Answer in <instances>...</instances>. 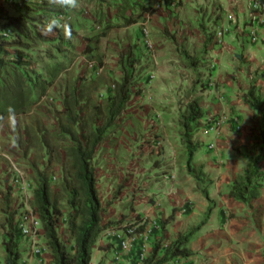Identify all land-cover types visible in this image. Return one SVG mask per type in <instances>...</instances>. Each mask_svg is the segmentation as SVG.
I'll use <instances>...</instances> for the list:
<instances>
[{"label": "crops", "instance_id": "0c3cea01", "mask_svg": "<svg viewBox=\"0 0 264 264\" xmlns=\"http://www.w3.org/2000/svg\"><path fill=\"white\" fill-rule=\"evenodd\" d=\"M135 1L149 7L167 2L164 8L153 12L150 23L159 59L156 68L144 53L141 20L129 27L121 26L122 18L116 14L121 0L114 3L109 0L103 5L78 0L77 4L78 8L83 6L80 11L76 10L78 14H103L114 24L108 36L101 40L104 50L108 49L110 54L108 41L113 43L114 50L138 43L136 51L142 55L144 65L143 73L137 78L139 94L132 97L125 112L117 118L120 125L100 145L95 163L101 203L109 204L104 220L123 218L135 223L139 218L141 222L136 227L145 224L146 228L129 238L128 248L121 247L122 241L127 240L123 230L108 232L107 229L93 249L91 264H132L136 262L139 245L148 257L157 236L160 237L153 230L159 229L160 221L173 214L174 220L165 229L168 242L202 226L187 245L192 255L166 264H264V180L261 195L252 206L229 196L234 182L247 174V157L258 153L257 136L264 125L256 107L245 102L252 86L264 97V26L259 42H252L243 2L235 6L232 0ZM173 3L177 8H173ZM228 12L235 15L237 22L229 34L218 39L216 33L227 23ZM94 24L83 27V35L90 37L89 32L97 33ZM73 28L77 35L82 32ZM181 50L192 56L195 64ZM104 62L117 64L114 59ZM153 70L155 77L149 80L147 76ZM196 76L203 81L195 87L192 81ZM55 86L56 83L50 87L52 91L58 89ZM94 92V101L102 103L108 94L107 86L98 87ZM60 94L63 91L59 89L56 111L63 109ZM188 97L199 98L205 112L194 135L191 168L181 132V115L190 101ZM55 112L53 109L40 113L42 121L54 130L58 125ZM26 117L5 120L0 134L8 125L15 132L17 125L40 127L31 117ZM208 117L223 118L218 131L206 130ZM13 138L11 143L18 148L19 136ZM157 139L163 141L160 149L154 148ZM211 145L215 148L211 149ZM5 163L0 158V204L10 183ZM261 167L264 172V162ZM170 175L175 177L173 182L169 181ZM4 235L0 228V264H5ZM35 242L22 241L20 264H53L43 230ZM34 248L43 249L41 256L34 254Z\"/></svg>", "mask_w": 264, "mask_h": 264}, {"label": "trees", "instance_id": "16d2710c", "mask_svg": "<svg viewBox=\"0 0 264 264\" xmlns=\"http://www.w3.org/2000/svg\"><path fill=\"white\" fill-rule=\"evenodd\" d=\"M57 1V0H56ZM98 5H103L109 0H90ZM114 3V0H111ZM108 3V6H111ZM46 4V2H45ZM58 11H65L59 3ZM54 8V7H49ZM46 6L38 8L34 13L25 14L11 18L10 22L17 27L21 35V42L36 38L32 27L37 31L36 20H42L48 16ZM152 11V7L146 3L135 0H121V6L117 8L116 14L122 18L123 27L139 23L145 14ZM32 16V18H31ZM96 22L103 25L101 31L87 38L85 53L95 54L100 50L101 40L108 36V31L114 27L110 18L103 14H95ZM71 35L75 34L72 25H69ZM65 30L56 31L57 38H61L56 48L60 51L69 48L70 43L63 38ZM39 35H43L39 32ZM37 36V35H36ZM20 42V41H18ZM134 50H130L128 56L123 57L120 62V78L114 83L115 88L108 86L107 97L102 103H96L92 98L96 82L89 76H80L73 86L63 91V109L55 112V120L58 125L55 135L49 136L45 128H33L26 132V137L19 141V146L25 144L32 147V132L40 135L38 145L45 151L41 154L43 166L36 169L35 162L31 163L33 171L37 176L38 187L35 191L32 207L42 222L46 245L52 254L53 264H91L93 249L98 243V238L107 230H123L125 233L132 231L131 235L144 231L146 225L137 222H126L123 218L118 221L103 223L104 215L108 212L109 204L102 206L97 187L96 155L100 145L107 140L110 133L119 127L117 118L125 112L127 106L140 89L134 86V68L139 64ZM99 65L105 66L103 60ZM60 64L54 65L50 70V77L37 75L32 78L20 67L5 64L0 60V126L11 116L28 115L38 103L39 97L46 95V89L55 84L56 77L60 74ZM42 89V94L37 98L36 88ZM136 90V92H135ZM200 99L189 101L186 111L181 115L182 139L189 151V167L193 160L195 148L193 147L194 135L199 129L205 112L200 107ZM245 102L260 112L264 119V97H261L256 86H252L245 96ZM12 112H9V109ZM31 143V144H30ZM60 143L65 148L58 151ZM258 153L254 157H247L249 169L245 176L239 177L233 184L229 196L240 203L252 206L261 195L264 172L261 164L264 162V125L257 136ZM34 147V146H33ZM61 166V188L66 195L68 213L65 214L62 207V192L52 181V166ZM22 205L15 204L11 188H9L2 201L3 212L0 228L4 230L5 264H20L22 257L20 245L23 241L18 228L19 216ZM207 215L206 218H208ZM174 220V214L166 220L160 221L159 229H154L157 239L151 254L143 261L141 245L137 249L136 262L132 264H166L179 257H189L192 253L187 245L195 232L202 226L185 235H181L176 241L168 242L166 237V226ZM65 221L71 245L59 233L60 224ZM204 223V222H203Z\"/></svg>", "mask_w": 264, "mask_h": 264}, {"label": "rangeland", "instance_id": "374dc122", "mask_svg": "<svg viewBox=\"0 0 264 264\" xmlns=\"http://www.w3.org/2000/svg\"><path fill=\"white\" fill-rule=\"evenodd\" d=\"M41 1H42V5L40 7L46 6L45 11H47L48 15L51 16L52 14L55 13V11L57 10V8H56L57 4H55V3H57L56 0H41ZM45 2H46V4H45ZM50 6L54 7V8H49ZM85 7H87V5ZM73 9H75L74 10L75 11V17H74L73 24H70V25L77 28L79 32H81V30H82V32L79 35H77L75 33L72 36H67L64 33L63 39L67 43L68 42L70 43V46L68 49L60 51L56 48L57 43L60 42V40H61V38H57L56 34H54V33H56V31L55 32L50 31V32H46L44 34L40 31L41 28H39V27H38L39 29L37 28L38 29L37 31H35L34 28L32 27V31L35 32L34 36L36 38H33L32 40H29V41L26 40L25 42L22 41L20 43L21 44L20 46L22 48L31 52L35 56L34 59H35L36 65H37V70L35 68L34 73H32V75H34L36 78H37V75H43V76H46V78L48 76L50 77L51 68L56 64L61 65L60 66V68H61L60 74L55 79V83H56L55 88H58V89L52 91L51 88H47L46 89V95L39 97L42 94L43 90L40 89L39 87L36 88L35 95L37 96V98L39 97L40 99L38 100L37 105L35 106V108L31 112L33 114L32 115H26L27 116L26 118L31 117V119H33V121L35 123H39L40 127L45 128V130H47V132L49 133L50 137L55 135V132H54L55 130L52 128L51 125L46 124V122H43L42 121L43 117H40V116H42L43 113H45V112L53 111V109H54V112L56 111V104L58 102L57 98L60 97L59 96V89L64 91L67 87L73 86L75 81L82 75L86 76V77L89 76L96 82L93 90H96L98 87L107 86V88H108V86H112V83H114V81H116L120 78V62H121V59L123 57L128 56V54H130V50H133V49L135 50L134 52H135L137 59H139L138 61H140L139 64L134 68V74H135L134 86L136 88H137V82H138L137 78L144 71V65L142 62V55L140 53H138V50L136 51L137 47H139L138 43H135L134 45L131 44V46H129V47H122L121 46V47L114 50L113 49V43L111 45L110 44L111 41H108V45L111 47L110 54L107 51L108 49L104 50L105 44L103 45L100 43V50L98 52H96L95 54H88L87 55L84 51L86 48L85 40H87L88 37L86 35H83V34H85L83 27H85V29H86L87 26L89 27L93 23H97L96 19H95V14L91 13V15H89V13H88V14H86V16H82L81 14H78V12L76 10L79 9V11H80L81 9H83L82 5H79V8L75 7ZM34 23H35V25L39 26L38 24L40 23V21L36 20ZM96 31H97V33L99 32L98 30H96ZM39 32L43 35H39ZM95 34L93 32L88 33V35L90 37L95 35ZM168 36H171V35L168 34ZM173 37H174V39H176L175 36H173ZM181 49H182V47H181ZM181 52H182L183 56H185V54H186L188 58H191V60H192L191 64H195V59L192 56H188V53L187 52L185 53V50H181ZM109 59L112 61L114 59L115 61H117V64L115 63L114 65H110L109 62H107V63L104 62L105 60L109 61ZM100 60H103L104 64L106 65L105 69L102 72L100 71V68L102 67L101 65H99ZM90 63H94L93 68L90 67V65H89ZM201 81H203V80H201L199 77L196 76L194 81H192V83L195 84V87H196V85H200ZM135 92H136V90H135ZM94 93L95 92L93 91L92 95ZM136 95H138V94H136ZM42 98H44V99H42ZM92 98H94V97H92ZM188 100H190L189 97H188ZM36 113H37V116H36ZM38 114H39V116H38ZM40 121H42L43 123ZM1 126H2V124H1ZM1 126H0V129H1ZM32 129H33L32 127H28L27 125H25V127H22V128L21 127L19 128V126L17 125L16 132H15L14 128L12 126L8 125L6 130L2 132L3 134H0V141L2 142V144L4 146V149L17 162H19L22 165L23 169L25 171H27L32 182L38 187L37 176H36L35 172L33 171V167H32L31 163L35 162L36 169H38V168L41 169V166H43L41 154L44 153V155H45V151L42 150V147H40V145H38L40 135L37 136L36 132H34V131L32 132V139H31L32 144L30 143L32 145V147H26L25 144H21L22 146H19V143H18V145H17L18 148H15L12 145L11 140H10L11 138H13L15 136L16 137L19 136V138L17 140L22 141V139H24V137H26V132L30 133ZM4 134H6V135H4ZM13 139H15V138H13ZM60 145H61V147L59 146L58 151L60 149L65 148L64 143H60ZM5 162H6L5 164H6L7 169H8L9 163L7 161H5ZM52 169H53L52 181H53L54 185H56L59 189H61L62 197H63V199L61 201L62 207L64 209L65 214H67L68 213V204L66 201V195L61 188L62 167L53 165ZM9 188H10V186H9ZM14 200H15V204H20L19 200L17 198H14ZM106 205H107V203L104 205L102 204L103 207ZM1 209L2 208H1V204H0V212L2 213V217H4L3 216L4 214H3ZM22 209H23V207H22ZM2 217L0 219V222L2 220ZM104 219H105V215H104ZM110 221H113V220H110ZM108 222L109 221L103 220V223H105V224H107ZM109 230L110 229H108L107 231H109ZM59 233L71 245L73 244V241H70V237H69V233H68V226L65 223V221H63L60 224ZM99 239H100V237L98 238V240Z\"/></svg>", "mask_w": 264, "mask_h": 264}, {"label": "built area", "instance_id": "2783aa9c", "mask_svg": "<svg viewBox=\"0 0 264 264\" xmlns=\"http://www.w3.org/2000/svg\"><path fill=\"white\" fill-rule=\"evenodd\" d=\"M235 6H238L241 2L244 3L246 8L245 20L250 27V38L254 43L259 42V34L261 29L264 26V5L263 0H232ZM42 5L41 0H0V60L4 61L5 64L20 67L24 72L28 73L32 78H36L32 73L37 65L35 63V56L22 48L21 35L17 30V27L10 22L11 18L17 17L19 15L25 14L29 11L31 15ZM167 5L166 1H161L157 5L152 7V11L160 10ZM176 3H173L172 6L176 7ZM38 6V7H37ZM153 13L147 12L140 21L141 32L143 35V47L144 53L147 55L150 63L154 68L158 67L159 59L158 53L154 46V43L151 38V29L150 23ZM74 11L72 8H67L65 11H58L40 19L38 24L41 28L42 33L50 32L46 28V24L51 17L62 18L61 24L65 22L70 25L74 22ZM32 18V16H31ZM227 23L221 26L217 31L216 35L218 39H222L225 35L229 34L232 29V25L236 24L237 19L234 14L227 13L226 16ZM38 28V29H39ZM94 30L101 31L102 25L95 23L93 25ZM63 27L54 28L52 31H63ZM51 31V32H52ZM20 41V42H18ZM34 56V57H33ZM91 68L94 67V63L89 64ZM105 67H101L100 71L102 72ZM37 72V71H36ZM155 77L154 70L149 73L147 78L153 80ZM146 78V79H147ZM213 85L214 83L211 82ZM112 88H115L113 85ZM53 100V99H52ZM159 117L157 116V121ZM223 123V118L208 117L205 119V128L207 131H218ZM163 146V141L157 139L155 141L154 148L160 149ZM211 149H214L215 146L211 145ZM0 158L4 159L9 163L8 175L10 177L9 186L14 198L19 200V203L23 206L22 212L19 216L18 228L21 233V236L24 239L32 241L36 244L35 240L40 236L42 232V222L34 212L32 207V202L34 199L35 191L37 186L30 179L27 171H25L22 165L17 162L5 149L0 141ZM55 179V178H54ZM175 180L174 175L169 176V181L173 182ZM158 228V227H157ZM115 231V230H113ZM108 232H112L109 230ZM132 231L125 233L127 240L122 241L121 247L128 248L130 246L129 238ZM43 249L34 248V254L39 255L42 253ZM147 256L143 252L140 260L143 261Z\"/></svg>", "mask_w": 264, "mask_h": 264}, {"label": "clouds", "instance_id": "9594fccd", "mask_svg": "<svg viewBox=\"0 0 264 264\" xmlns=\"http://www.w3.org/2000/svg\"><path fill=\"white\" fill-rule=\"evenodd\" d=\"M59 5L64 8H75L77 7L78 0H57ZM61 19L62 18H57V17H51L49 18L46 28L48 31H52L54 28H59L63 27L65 29V34L67 36L71 35L70 27L69 25L65 22L64 24H61ZM9 112H12V109H9ZM14 121V115L10 117Z\"/></svg>", "mask_w": 264, "mask_h": 264}]
</instances>
